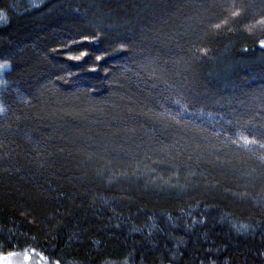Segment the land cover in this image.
Here are the masks:
<instances>
[{
  "label": "trees",
  "instance_id": "trees-1",
  "mask_svg": "<svg viewBox=\"0 0 264 264\" xmlns=\"http://www.w3.org/2000/svg\"><path fill=\"white\" fill-rule=\"evenodd\" d=\"M0 17V255L264 264V0Z\"/></svg>",
  "mask_w": 264,
  "mask_h": 264
},
{
  "label": "rangeland",
  "instance_id": "rangeland-1",
  "mask_svg": "<svg viewBox=\"0 0 264 264\" xmlns=\"http://www.w3.org/2000/svg\"><path fill=\"white\" fill-rule=\"evenodd\" d=\"M3 67H0V71ZM152 172L151 170H145ZM169 187V186H168ZM0 264H36L34 258L26 253H9L0 255Z\"/></svg>",
  "mask_w": 264,
  "mask_h": 264
},
{
  "label": "clouds",
  "instance_id": "clouds-1",
  "mask_svg": "<svg viewBox=\"0 0 264 264\" xmlns=\"http://www.w3.org/2000/svg\"><path fill=\"white\" fill-rule=\"evenodd\" d=\"M3 111V108L2 107H0V112H2Z\"/></svg>",
  "mask_w": 264,
  "mask_h": 264
},
{
  "label": "snow or ice",
  "instance_id": "snow-or-ice-1",
  "mask_svg": "<svg viewBox=\"0 0 264 264\" xmlns=\"http://www.w3.org/2000/svg\"><path fill=\"white\" fill-rule=\"evenodd\" d=\"M0 19H2V17H0ZM0 67H3L2 65H0ZM245 143H247V141H245Z\"/></svg>",
  "mask_w": 264,
  "mask_h": 264
}]
</instances>
